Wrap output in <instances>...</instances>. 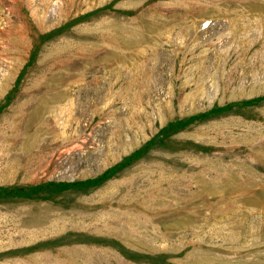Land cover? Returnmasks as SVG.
<instances>
[{
	"label": "rangeland",
	"instance_id": "374dc122",
	"mask_svg": "<svg viewBox=\"0 0 264 264\" xmlns=\"http://www.w3.org/2000/svg\"><path fill=\"white\" fill-rule=\"evenodd\" d=\"M0 264H264V0H0Z\"/></svg>",
	"mask_w": 264,
	"mask_h": 264
}]
</instances>
